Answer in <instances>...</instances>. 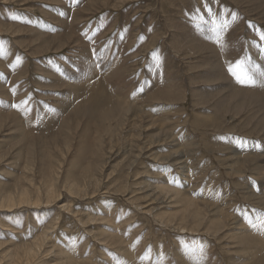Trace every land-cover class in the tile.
Wrapping results in <instances>:
<instances>
[{"label":"rangeland","instance_id":"1","mask_svg":"<svg viewBox=\"0 0 264 264\" xmlns=\"http://www.w3.org/2000/svg\"><path fill=\"white\" fill-rule=\"evenodd\" d=\"M262 221L264 0H0V264H264Z\"/></svg>","mask_w":264,"mask_h":264},{"label":"bare ground","instance_id":"2","mask_svg":"<svg viewBox=\"0 0 264 264\" xmlns=\"http://www.w3.org/2000/svg\"><path fill=\"white\" fill-rule=\"evenodd\" d=\"M78 89V88H77ZM252 99V98H251ZM261 103H262V105H263V101H260ZM257 103H259V102H257ZM256 103V104H257ZM259 107H262V106H260V105H258ZM95 107H93V109H94ZM259 111V110H258ZM97 111H95V113H96ZM89 115H92V117H94V115L92 114V113H89ZM98 115V114H97ZM141 115H143V114H141ZM136 116V115H135ZM69 117H70V115H69ZM72 117V116H71ZM98 119L100 120V121H102V122H106V121H109L110 119H112V114H111V112L109 111V112H107V113H102L101 115H98ZM141 120H143V119H141ZM260 121V120H259ZM126 122V121H125ZM63 124V123H62ZM64 124H65V122H64ZM69 124V123H68ZM124 124V123H123ZM140 124V123H139ZM138 124V125H139ZM154 124V123H153ZM153 124H150V126L152 125L153 126ZM77 125H78V123H77ZM80 125V124H79ZM78 125V126H79ZM65 126V125H64ZM149 126V127H150ZM61 127V126H60ZM136 127V126H135ZM140 127V126H139ZM148 127V128H149ZM66 128V127H65ZM137 128V127H136ZM135 128V129H136ZM61 129H62V127H61ZM77 129V128H76ZM134 129V128H133ZM139 129V128H138ZM143 129V128H142ZM65 130V132H66V129H64ZM141 131V130H140ZM64 132V131H63ZM136 133V132H135ZM159 133H161L162 134V132H159ZM159 133H158V135H159ZM97 136H95V140H96V142H100V132L99 131H97ZM167 135V134H166ZM87 137V136H86ZM140 137V136H139ZM164 137V136H163ZM88 138V137H87ZM153 140H154V138H153ZM158 141V140H157ZM155 142V141H154ZM85 144H89V143H87L86 141L84 142ZM131 144V143H130ZM154 146V145H153ZM102 159V158H101ZM54 160V159H53ZM135 162V161H134ZM59 176V175H58ZM125 184V183H124ZM16 189V188H15ZM68 190V189H67ZM166 190V189H165ZM23 192V191H22ZM28 193V192H27ZM27 193H26V195H27ZM69 193V192H68ZM169 193V192H168ZM26 195H23L22 197H21V199H20V202H19V204H22V203H25L27 200L25 199V196ZM162 195V194H161ZM27 196H29V195H27ZM160 196V195H159ZM28 198V197H27ZM88 198V197H87ZM171 199V198H170ZM31 201H32V199H31ZM7 202H11V200H7ZM28 203V202H27ZM152 203V202H151ZM12 204H14L13 203V201H12ZM11 204V205H12ZM31 204V203H30ZM3 205V204H2ZM8 205V204H7ZM23 205V204H22ZM25 205V204H24ZM37 205V204H36ZM13 206V205H12ZM207 207H209V206H207ZM11 208V207H10ZM190 210H192V209H190ZM189 210V211H190ZM185 213V212H184ZM189 213V212H188ZM179 215V214H178ZM187 214H185V216H186ZM200 215V214H199ZM175 216H176V214H175ZM181 216V215H180ZM179 216V217H180ZM188 216H190V215H188ZM203 216V215H202ZM202 216H200V217H202ZM204 217V216H203ZM220 217V216H219ZM165 218V217H164ZM184 218V217H183ZM188 218V217H187ZM190 219V218H189ZM205 219V218H204ZM199 221V220H198ZM203 221V220H202ZM182 222H183V220H182ZM181 222V223H182ZM189 222V221H188ZM204 222V221H203ZM202 225V224H201ZM221 225V224H220ZM195 226H197L198 227V225H195ZM200 226V225H199ZM222 227V226H221ZM218 232V231H217ZM199 233V232H198ZM38 243L39 242H37L36 243V246L38 245ZM2 245V244H1ZM37 248H38V246L35 248L36 250H37ZM33 249V247H27V249H25L24 250V252H22L23 254H25V256H24V259L26 258V259H28V260H31V258L32 257H35V250H32ZM23 250V249H22ZM9 255V254H8ZM19 255V254H18ZM33 259V258H32ZM14 261V260H13ZM27 261V260H26ZM15 263V262H14ZM15 264H18V263H15ZM20 264V263H19Z\"/></svg>","mask_w":264,"mask_h":264},{"label":"snow or ice","instance_id":"3","mask_svg":"<svg viewBox=\"0 0 264 264\" xmlns=\"http://www.w3.org/2000/svg\"><path fill=\"white\" fill-rule=\"evenodd\" d=\"M12 19H16V17H12ZM233 19H235V16H233ZM214 31L217 32V35H219V29L221 27L227 28L228 24L225 22L223 25L218 24L215 20H213ZM228 71L231 73L232 77L235 78V82L239 84L240 86H254L255 81L253 77L247 72L242 70V63L237 64L236 68H229ZM262 225H264V221L261 222Z\"/></svg>","mask_w":264,"mask_h":264}]
</instances>
